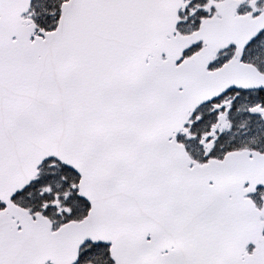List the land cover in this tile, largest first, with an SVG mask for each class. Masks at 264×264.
<instances>
[{"label": "snow or ice", "instance_id": "1", "mask_svg": "<svg viewBox=\"0 0 264 264\" xmlns=\"http://www.w3.org/2000/svg\"><path fill=\"white\" fill-rule=\"evenodd\" d=\"M0 264H264V0H0Z\"/></svg>", "mask_w": 264, "mask_h": 264}]
</instances>
